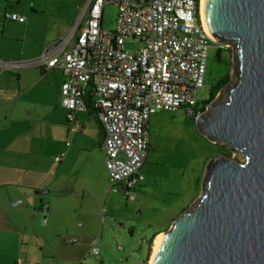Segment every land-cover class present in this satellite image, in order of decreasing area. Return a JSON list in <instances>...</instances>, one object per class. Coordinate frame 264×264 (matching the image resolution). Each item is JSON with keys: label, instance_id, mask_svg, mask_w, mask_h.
<instances>
[{"label": "built area", "instance_id": "built-area-1", "mask_svg": "<svg viewBox=\"0 0 264 264\" xmlns=\"http://www.w3.org/2000/svg\"><path fill=\"white\" fill-rule=\"evenodd\" d=\"M107 5L117 8L113 32L102 29ZM200 7L201 0H86L79 24L66 39L48 44L32 60L0 58V71L59 69L64 77L61 106L74 132L82 130L76 115L87 110L84 98L90 93L104 132L109 192L120 188L125 199L134 202L136 187L144 180L140 170L149 149V118L179 108L192 114L191 109L203 102L198 96L204 90L208 51L220 45L207 32ZM4 17L25 22L16 13ZM128 39L143 47L126 50ZM67 44L71 45L66 50ZM48 209L47 204L39 208L44 215Z\"/></svg>", "mask_w": 264, "mask_h": 264}, {"label": "rangeland", "instance_id": "rangeland-1", "mask_svg": "<svg viewBox=\"0 0 264 264\" xmlns=\"http://www.w3.org/2000/svg\"><path fill=\"white\" fill-rule=\"evenodd\" d=\"M85 2L28 0L27 10L35 3L36 10H48L58 18L75 16L73 28L80 22ZM24 5V0H0V21L17 23L4 16ZM116 18L117 8L105 6L102 29L115 31ZM142 47L135 39L124 44L128 51ZM232 56L231 46L209 48L204 90L198 96L203 102L209 99L213 86L223 79H227L226 84L232 79ZM201 107L199 103L192 108L196 117L202 114ZM151 117L148 161L155 159L157 164L145 165V169L155 170V183L171 189V196L153 195L136 206L125 199L120 188L110 193L107 205L98 204L97 199L86 200L74 191L64 195L49 193L41 196L50 198L46 215L25 203L13 206L0 197V264L14 258L25 264H149L154 241L151 239L168 230L200 196L209 161L221 155L233 156L223 144L202 135L196 117L187 108L159 111ZM238 158L243 159L241 155ZM73 239L77 242L69 244ZM93 242L96 254L91 252Z\"/></svg>", "mask_w": 264, "mask_h": 264}, {"label": "water", "instance_id": "water-1", "mask_svg": "<svg viewBox=\"0 0 264 264\" xmlns=\"http://www.w3.org/2000/svg\"><path fill=\"white\" fill-rule=\"evenodd\" d=\"M203 11L233 67L197 125L233 156L209 161L200 196L162 233L152 264H264V0H204Z\"/></svg>", "mask_w": 264, "mask_h": 264}, {"label": "crops", "instance_id": "crops-1", "mask_svg": "<svg viewBox=\"0 0 264 264\" xmlns=\"http://www.w3.org/2000/svg\"><path fill=\"white\" fill-rule=\"evenodd\" d=\"M24 3L15 10L25 18L24 23L0 21L3 60L35 59L48 44L66 39L72 29L75 16L58 18L48 10H36L35 3L27 10L28 0ZM63 80L57 68L45 73L38 68L0 71V197L13 206L25 203L39 211L50 201L42 195L70 191L86 200L97 199L98 204L108 203L111 192L102 150L104 132L95 100L90 93L85 96L87 110L76 115L82 130L74 132L61 106ZM151 124L152 117L148 131ZM148 160L149 152L142 166L144 180L136 187V206L153 195L166 198L173 192L155 183V170L145 165L157 163ZM4 264L25 263L14 258Z\"/></svg>", "mask_w": 264, "mask_h": 264}, {"label": "trees", "instance_id": "trees-1", "mask_svg": "<svg viewBox=\"0 0 264 264\" xmlns=\"http://www.w3.org/2000/svg\"><path fill=\"white\" fill-rule=\"evenodd\" d=\"M219 57V54L218 56ZM227 79H223L221 80L218 84H216L215 86H213L211 88V90L209 91V99L206 102H200V104L202 105L201 109H200V113H203L205 111V107L206 105H208L210 102H212L215 97L220 93V91L222 90V88L226 85ZM192 114L196 117V112L191 109ZM226 148V147H225ZM159 233L155 234L153 236V238L151 239V241L158 235ZM150 241V242H151Z\"/></svg>", "mask_w": 264, "mask_h": 264}, {"label": "bare ground", "instance_id": "bare-ground-1", "mask_svg": "<svg viewBox=\"0 0 264 264\" xmlns=\"http://www.w3.org/2000/svg\"><path fill=\"white\" fill-rule=\"evenodd\" d=\"M200 8H201L202 19H203V22L205 24L204 11H203V8H204V0H201V7ZM161 240H162V234H159V235H157L154 238L153 245H152V254H151V257H150V260H149V264H152L153 259H154L155 255H156V252L158 250V247L160 245Z\"/></svg>", "mask_w": 264, "mask_h": 264}, {"label": "flooded vegetation", "instance_id": "flooded-vegetation-1", "mask_svg": "<svg viewBox=\"0 0 264 264\" xmlns=\"http://www.w3.org/2000/svg\"><path fill=\"white\" fill-rule=\"evenodd\" d=\"M151 242H149V246H150Z\"/></svg>", "mask_w": 264, "mask_h": 264}]
</instances>
